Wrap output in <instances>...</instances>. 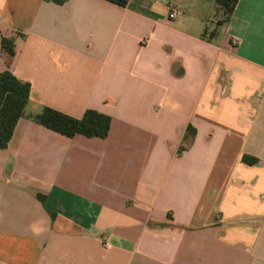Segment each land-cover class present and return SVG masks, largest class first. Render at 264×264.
Returning <instances> with one entry per match:
<instances>
[{
  "label": "crops",
  "instance_id": "1",
  "mask_svg": "<svg viewBox=\"0 0 264 264\" xmlns=\"http://www.w3.org/2000/svg\"><path fill=\"white\" fill-rule=\"evenodd\" d=\"M215 1L0 0V73L31 85L0 150V264H264V0L223 26Z\"/></svg>",
  "mask_w": 264,
  "mask_h": 264
},
{
  "label": "trees",
  "instance_id": "2",
  "mask_svg": "<svg viewBox=\"0 0 264 264\" xmlns=\"http://www.w3.org/2000/svg\"><path fill=\"white\" fill-rule=\"evenodd\" d=\"M64 4L68 0H52ZM120 7H126L130 0H106ZM240 0H216V10L220 15L218 26L227 24L232 18ZM2 46L11 56L14 55L12 39H3ZM31 95V85L20 81L11 72L0 73V150H6L13 137L19 120L24 116ZM44 127L64 135L75 137L83 135L88 138H107L111 127V118L97 111H87L82 119H75L59 111L45 108L35 117ZM245 162H249L244 157ZM41 200L44 198L39 196Z\"/></svg>",
  "mask_w": 264,
  "mask_h": 264
},
{
  "label": "built area",
  "instance_id": "3",
  "mask_svg": "<svg viewBox=\"0 0 264 264\" xmlns=\"http://www.w3.org/2000/svg\"><path fill=\"white\" fill-rule=\"evenodd\" d=\"M177 15H178L177 11H173V12L171 13L170 17H171L172 19H174V18L177 17ZM104 247H105V248H109L110 245H109L108 243H104Z\"/></svg>",
  "mask_w": 264,
  "mask_h": 264
}]
</instances>
